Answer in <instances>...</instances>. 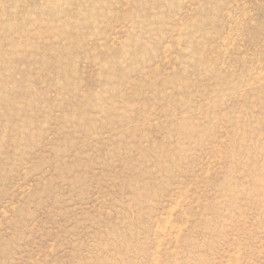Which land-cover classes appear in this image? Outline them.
<instances>
[{
    "label": "rangeland",
    "instance_id": "rangeland-1",
    "mask_svg": "<svg viewBox=\"0 0 264 264\" xmlns=\"http://www.w3.org/2000/svg\"><path fill=\"white\" fill-rule=\"evenodd\" d=\"M0 264H264V0H0Z\"/></svg>",
    "mask_w": 264,
    "mask_h": 264
}]
</instances>
